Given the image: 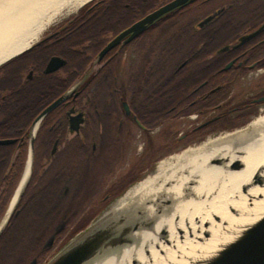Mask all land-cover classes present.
<instances>
[{
	"label": "flooded vegetation",
	"instance_id": "1",
	"mask_svg": "<svg viewBox=\"0 0 264 264\" xmlns=\"http://www.w3.org/2000/svg\"><path fill=\"white\" fill-rule=\"evenodd\" d=\"M91 1L0 65V139L14 140L0 144V165L16 170L31 150V177L58 200L81 195L79 207L112 174L88 201L106 207L180 142L263 109L264 0H185L107 50L178 0ZM66 225L63 216L47 240Z\"/></svg>",
	"mask_w": 264,
	"mask_h": 264
},
{
	"label": "bare ground",
	"instance_id": "2",
	"mask_svg": "<svg viewBox=\"0 0 264 264\" xmlns=\"http://www.w3.org/2000/svg\"><path fill=\"white\" fill-rule=\"evenodd\" d=\"M88 1L0 0V65ZM29 173L30 158L2 224ZM263 213L264 110L247 126L161 159L106 214L138 223L128 242L84 264H197Z\"/></svg>",
	"mask_w": 264,
	"mask_h": 264
},
{
	"label": "water",
	"instance_id": "3",
	"mask_svg": "<svg viewBox=\"0 0 264 264\" xmlns=\"http://www.w3.org/2000/svg\"><path fill=\"white\" fill-rule=\"evenodd\" d=\"M90 1L91 0H89L88 2ZM183 1L185 0H178L169 3L151 13L150 15L146 16L145 18L131 26L129 29L122 32L113 42H111L107 46L106 50L112 47L114 43L117 42L118 39H120L122 36L130 32L131 35H133L136 32L143 30L148 24L152 23L166 12L181 4ZM88 2H86L85 4H87ZM61 100L62 99L57 100L48 108H46V110L43 111L40 117L47 113L55 105H57ZM12 142H14L13 139H0V144L3 145ZM28 158H30V173L23 186L19 190L16 201L11 207L5 222L2 224V220L0 221V236L7 226L10 218L15 213L17 205L30 181L33 167V153L31 150L26 160L25 169ZM24 171L3 217L7 214L13 197L20 187ZM120 195L121 194H119L117 197H119ZM117 197H115L114 199H116ZM105 209L106 207L97 214V217L93 221L87 224L79 232L75 233V235L72 236L62 247H60L45 264H84L92 260L96 256L110 251L117 245L127 243L128 234L132 230H136L138 228V223H127L124 221L123 217L114 219L110 216H106L109 210L105 211ZM59 231L60 228H57L56 232ZM54 238L55 234H53L46 241L44 247L51 246L54 242ZM29 264H36V259L34 258ZM197 264H264V213L259 217V219L252 222L249 226H247L235 237H233L229 242L213 251L211 255Z\"/></svg>",
	"mask_w": 264,
	"mask_h": 264
},
{
	"label": "trees",
	"instance_id": "4",
	"mask_svg": "<svg viewBox=\"0 0 264 264\" xmlns=\"http://www.w3.org/2000/svg\"><path fill=\"white\" fill-rule=\"evenodd\" d=\"M90 3L92 1L83 8ZM25 159L26 152L17 162L16 170L11 168L14 165L12 162L0 165V216L5 213L19 182ZM40 182V178H30L15 213L0 236V264H27L33 258L41 261L40 259L57 243L56 240L51 247H44L47 238L55 231L58 221L65 216L68 224L77 213L79 214L84 209L75 204L80 201L81 195L70 193L58 200L57 194L46 191ZM58 202L61 206L54 207L53 205L59 204ZM102 208L104 207L95 206L82 215L57 249L62 247L77 231L84 228Z\"/></svg>",
	"mask_w": 264,
	"mask_h": 264
},
{
	"label": "rangeland",
	"instance_id": "5",
	"mask_svg": "<svg viewBox=\"0 0 264 264\" xmlns=\"http://www.w3.org/2000/svg\"><path fill=\"white\" fill-rule=\"evenodd\" d=\"M263 107V109L262 110H260L253 118H250L249 119V121L248 122H246V123H244L242 126H240V127H236V128H233V129H225V130H223V129H221V130H217V131H215V132H212V133H208V134H206V135H201L198 139H193V138H191V140L190 141H187V142H184V143H179L178 145H177V147H176V149L174 150V151H172V152H169V153H166L165 155H163L161 158H159V159H157L153 164H152V166H151V168H150V170L145 174V175H143V176H141V177H136V178H134L133 180H132V182H130V185L129 186H127V187H125L123 190H122V192L120 191V192H118V193H115V194H113V195H115L114 196V198L115 197H117L119 194H121L119 197H117L116 199H112L111 201H110V203L107 201V203H109L107 206H106V209H105V211H107V210H109L110 208H111V205H112V203L113 202H115V200H117L118 198H120V197H122L124 194H125V192L131 187V186H133L135 183H137L138 181H140L141 179H143L145 176H147L150 172H152L155 168H156V165H157V163L161 160V159H163V158H165V157H167V156H169V155H171V154H173V153H177V152H180V151H182L183 149H185V148H187V147H192V146H198V145H200L202 142H204V141H206L207 139H209V138H214V137H217V136H220V135H224V134H226V133H229V132H234L235 130H237V129H240V128H242V127H244V126H246L251 120H254L256 117H258V116H260L262 113H263V110H264V105L262 106ZM182 131V127H179L178 128V132H181ZM112 177H113V175L112 174H109V175H107L101 182H102V184L101 185H105L108 181H110L111 179H112ZM103 186L101 187V189L103 188ZM100 187V186H99ZM101 189H96V191L92 194V195H87L85 198V201H86V205H84L83 207H84V209H82L80 212H79V214L77 213L76 214V216L74 217V219L73 220H71L66 226H65V231L63 232V234L59 237V238H57V243H56V245L51 249V250H49L46 254H45V256L42 258V259H40L41 261H39V263L38 264H45L53 255H54V253L58 250L57 248H58V246H59V244L62 242V240L64 239V237L70 232V230H71V228H73L74 227V225H75V223H76V221L82 216V215H84L88 210H90V209H92L93 207H89L88 205H91V204H89V202H91V200L92 199H97V197H99V195L101 194ZM123 191H124V193H123ZM88 197V198H87ZM89 201V202H88ZM93 201V200H92ZM88 202V203H87ZM105 208V207H104ZM103 209V208H102ZM3 215H4V213H3ZM3 215L2 216H0V221L3 219ZM100 215V214H99ZM97 217V215H95L94 217H92L91 219H90V221L87 223V224H89L91 221H93L95 218ZM92 227V226H91ZM80 231V230H79ZM79 231H77V232H79ZM76 232V233H77ZM75 235V234H74ZM74 235H72V236H74ZM80 235V234H79ZM78 235V236H79ZM77 236V237H78ZM28 264V263H27Z\"/></svg>",
	"mask_w": 264,
	"mask_h": 264
}]
</instances>
